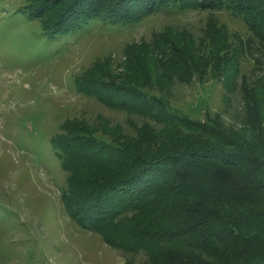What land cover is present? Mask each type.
<instances>
[{"label":"trees","instance_id":"16d2710c","mask_svg":"<svg viewBox=\"0 0 264 264\" xmlns=\"http://www.w3.org/2000/svg\"><path fill=\"white\" fill-rule=\"evenodd\" d=\"M50 1L25 9L53 36L207 1L242 17L264 51V0H56V13ZM210 30L201 40L171 32L130 50L119 73L102 64L75 78L80 91L143 117L133 133L76 120L51 141L68 172L73 217L112 245L145 254L128 264H264V73L239 82L242 40ZM194 74L240 92L238 122L220 113L194 118L155 94Z\"/></svg>","mask_w":264,"mask_h":264},{"label":"rangeland","instance_id":"374dc122","mask_svg":"<svg viewBox=\"0 0 264 264\" xmlns=\"http://www.w3.org/2000/svg\"><path fill=\"white\" fill-rule=\"evenodd\" d=\"M35 1L0 0V264L140 263L143 252L116 247L73 217L68 172L51 141L72 121L108 122L133 133L143 117L80 91L75 78L102 64L119 73L130 50L176 31L201 40L208 30L222 28L234 43L242 40L239 82L264 73L257 63L264 51L253 45L255 37L242 17L207 1L188 8L164 5L127 25L94 21V28L63 36L46 33L43 20L29 16L25 8ZM56 2L50 1L53 13ZM155 94L200 120L216 113L227 123L241 117L240 92L224 90L212 76L194 74Z\"/></svg>","mask_w":264,"mask_h":264}]
</instances>
